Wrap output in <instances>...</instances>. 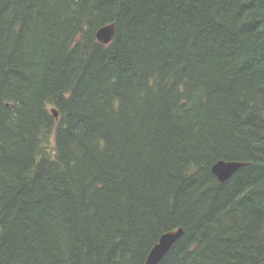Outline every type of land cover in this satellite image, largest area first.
Listing matches in <instances>:
<instances>
[{"label": "trees", "instance_id": "16d2710c", "mask_svg": "<svg viewBox=\"0 0 264 264\" xmlns=\"http://www.w3.org/2000/svg\"><path fill=\"white\" fill-rule=\"evenodd\" d=\"M179 228L158 264H264V0H0V264Z\"/></svg>", "mask_w": 264, "mask_h": 264}, {"label": "water", "instance_id": "95a60500", "mask_svg": "<svg viewBox=\"0 0 264 264\" xmlns=\"http://www.w3.org/2000/svg\"><path fill=\"white\" fill-rule=\"evenodd\" d=\"M115 33V25L109 24L100 28L96 33L98 42L108 45L113 40ZM55 118H58V113L55 109L52 110ZM245 164L235 161H218L212 166V173L219 182H226L231 176L237 172ZM184 234L182 228L169 231L163 234L157 244L149 252L145 264H158L169 252L174 243L179 240Z\"/></svg>", "mask_w": 264, "mask_h": 264}, {"label": "bare ground", "instance_id": "6f19581e", "mask_svg": "<svg viewBox=\"0 0 264 264\" xmlns=\"http://www.w3.org/2000/svg\"><path fill=\"white\" fill-rule=\"evenodd\" d=\"M98 41V40H97Z\"/></svg>", "mask_w": 264, "mask_h": 264}]
</instances>
